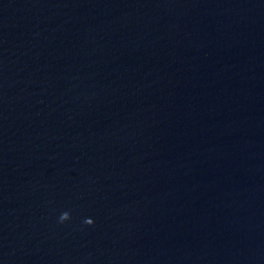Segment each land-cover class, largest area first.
Segmentation results:
<instances>
[{
	"label": "water",
	"instance_id": "obj_1",
	"mask_svg": "<svg viewBox=\"0 0 264 264\" xmlns=\"http://www.w3.org/2000/svg\"><path fill=\"white\" fill-rule=\"evenodd\" d=\"M0 264H264V0H0Z\"/></svg>",
	"mask_w": 264,
	"mask_h": 264
}]
</instances>
